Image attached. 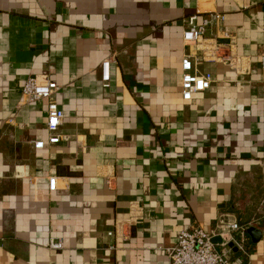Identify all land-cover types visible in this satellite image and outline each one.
I'll return each instance as SVG.
<instances>
[{"label":"crops","instance_id":"1","mask_svg":"<svg viewBox=\"0 0 264 264\" xmlns=\"http://www.w3.org/2000/svg\"><path fill=\"white\" fill-rule=\"evenodd\" d=\"M263 27L264 0H0V264H170L181 231L221 223L244 231L220 251L264 264ZM187 56L213 76L191 101ZM30 78L58 85L56 143Z\"/></svg>","mask_w":264,"mask_h":264},{"label":"built area","instance_id":"2","mask_svg":"<svg viewBox=\"0 0 264 264\" xmlns=\"http://www.w3.org/2000/svg\"><path fill=\"white\" fill-rule=\"evenodd\" d=\"M198 15H192L186 18V30L183 34V39L187 43H198L204 39L208 28L217 23L224 22V16L219 13H211L207 16H202L199 22ZM264 32V27H263ZM224 37L228 38L227 32H224ZM261 69L264 71V55L261 57ZM110 62L102 63V72L104 82L109 81ZM182 98L184 101H191L195 95L208 90L213 82L211 73H198L194 69L192 59L187 56L182 61ZM58 90V85L54 81L39 82L35 78H30L24 85L22 96L26 103L45 101L47 100V129L50 132V141L58 142L60 139L56 132L60 128L65 118V112L57 102L53 100L55 93ZM36 148H43L44 142L35 143ZM56 179H49V188L55 190ZM217 231H206L202 227H197L192 230H183L177 236V241L173 246L164 248L167 253L170 264H234L226 252L220 251L214 243V237L221 238L224 235L230 234L232 231H244L237 223L219 225ZM49 247L52 250H62L64 248L61 239H50Z\"/></svg>","mask_w":264,"mask_h":264}]
</instances>
